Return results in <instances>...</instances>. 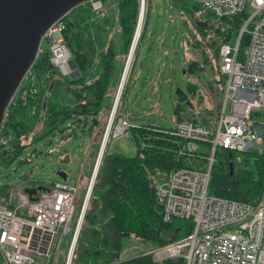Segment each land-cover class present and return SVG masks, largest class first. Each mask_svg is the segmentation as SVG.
<instances>
[{"label":"trees","instance_id":"obj_1","mask_svg":"<svg viewBox=\"0 0 264 264\" xmlns=\"http://www.w3.org/2000/svg\"><path fill=\"white\" fill-rule=\"evenodd\" d=\"M186 1L167 0L169 5L177 8L176 14L181 16L184 23L194 31L193 39L187 36L185 43L189 46V41L194 42L197 35L202 37L210 34V44L213 43L214 47L213 49L207 47L205 43V48L210 51L211 57L218 61L220 45L229 42L232 36H236L242 23L241 17L218 19L213 16L210 19L211 22L204 21L200 8L196 4L189 8ZM116 6V30L119 38L111 40L101 50L95 65H90L87 52L94 44L91 30L98 27L95 20L98 13L80 4L64 16V43L79 75L73 80L69 77L64 79L57 77V73L49 63V49L43 48L33 69L43 71L47 81L56 80L54 91L48 93L49 88L46 86L44 90L40 88L37 94H32L28 83L25 82L22 93L18 92L9 106L4 134L10 136L12 141L7 148L0 147V160L11 161L29 146L34 138L55 136L59 131V125L66 120L80 118L84 120L83 122L90 121V126L94 128L93 121L100 120V113L104 112L103 114L107 116L111 111L116 98V96L113 97L112 92L121 82L141 10L140 0H117ZM153 9L152 0H145V15L140 36L117 107V111L121 114L124 110L123 106L128 103L129 92L138 70L140 52L147 40L149 15L153 13ZM196 22L210 24L203 28L196 26ZM192 45L195 49L198 48V51L200 50L198 41ZM191 59L188 61L187 68H184L186 75H194L196 72H201V69H205L207 65L213 64L210 58ZM214 68L217 72L212 73L209 81V92L216 104L215 111L213 110L211 114L213 122L210 124L198 122V117L202 121L207 117L199 113L197 115L194 108L191 109L176 101L173 110L174 127L164 128L154 123H141L127 128L125 135L136 147L134 156L103 153L77 239L74 264H152L149 255L120 262L119 250L122 237L131 236L147 240L155 244V248L190 233L192 230L190 220L180 218L172 219L170 222L163 220V209L154 195L153 186L157 182H162L170 172L185 167L182 163L184 157L178 156L185 142L173 134L177 124L187 121L213 129L225 85V77L220 73L219 63ZM51 76L54 78H50ZM62 80H64L62 87L67 88L72 94L76 101L75 105H66L57 100L56 90L61 86ZM196 89L197 85L194 82H188L186 84L188 97L190 94L195 96ZM211 90L215 91V94ZM43 102L46 103L45 108H43ZM37 111L38 115H36ZM31 114H33L32 118ZM119 118L117 115L116 121ZM77 125L67 129L70 128L68 130L73 131ZM61 131L58 133H62ZM221 152L223 159L216 163L214 158L211 166L208 195L229 201L254 203L264 186V159L253 153H244L241 158H230L227 152L224 150ZM216 154L217 151L215 156ZM250 159H253L252 168L242 171V163L248 164ZM231 163L232 176L229 172ZM28 181H30L29 186L42 185L40 182H33L31 177H28ZM89 181L85 185L86 189ZM0 204L10 208L15 206L12 187L0 188ZM170 264L179 263L170 262Z\"/></svg>","mask_w":264,"mask_h":264},{"label":"built area","instance_id":"obj_2","mask_svg":"<svg viewBox=\"0 0 264 264\" xmlns=\"http://www.w3.org/2000/svg\"><path fill=\"white\" fill-rule=\"evenodd\" d=\"M194 2L218 19L238 16L242 23L235 41L219 47V70L225 77V85L213 129L183 121L173 132L185 142L178 156L203 157L200 145L211 151L208 169L180 167L153 186L154 195L163 209V220H190L192 230L187 236L155 247L145 255L151 256L152 264H264V186L254 203L208 195L210 171L217 150L232 154L231 158H235L236 153H253L264 159V0ZM144 4L145 0H140L142 11ZM81 6L99 13L104 0H88ZM63 18L47 29L38 50L39 56L43 42H48L49 63L61 79L70 78L74 72L70 63L72 58L64 43ZM32 69L23 82L28 83L32 94H37L39 89L35 86ZM13 101L7 105L0 127V147L3 148L12 141L4 130ZM116 112L110 114L104 134L106 141ZM118 120L115 138L118 131L125 134L129 127L125 116ZM47 188L48 191L38 193L36 202H30L22 189L16 188L12 192L15 206L10 208L0 204L1 264H60L62 244L71 229L79 187L74 183L58 182ZM87 190L88 187L85 195ZM84 199L61 264H74L77 239L89 203L82 212ZM46 234L50 236L49 241ZM34 253L46 261L37 262Z\"/></svg>","mask_w":264,"mask_h":264},{"label":"rangeland","instance_id":"obj_3","mask_svg":"<svg viewBox=\"0 0 264 264\" xmlns=\"http://www.w3.org/2000/svg\"><path fill=\"white\" fill-rule=\"evenodd\" d=\"M113 1L104 0L102 11L95 16L98 27L91 30L94 45L87 52L90 65L97 64L101 50L105 48L110 40L119 38L116 30V8L115 6L114 8L111 7ZM152 3L154 9L153 13L149 15L150 21L148 25L150 27L149 49H145L139 61L141 63L138 65L133 86L129 92L128 103L123 106L124 110L122 114L120 111H117L116 116H125L129 126H137L141 123H154L164 128H172L174 127L173 110L175 102L177 101L175 90L176 88H180L186 92V84L188 82H194L197 85L196 95H189V100L194 108L192 109L197 115L199 113L207 117L203 121L198 117V122L210 124L214 120H212L211 114L213 110L215 111L216 104L209 92V81L212 78V73L217 72L214 67L219 63V59L217 61L211 57L210 51L205 48V43L207 47H211L212 49L214 47L213 43L210 44V34L203 35L202 37L199 35L196 36L194 42L198 41L200 43V50L198 51V48L195 49L192 45L194 42L191 39H193L194 31L189 25L184 23L181 16L176 14L178 11L177 8L169 5L167 0H152ZM186 3L189 8L195 5L194 0H187ZM106 8L107 11L105 10ZM200 11L202 19L211 22L210 19L213 18V14L201 9ZM105 13L107 16L106 21L103 17ZM209 22L206 23L209 25ZM187 36L191 38V41H189V46L187 45L186 48L182 44L185 42V37ZM234 41L235 35L231 37L229 43L232 44ZM42 47L47 49L48 42L44 41ZM191 58H210L213 64L207 65L205 69H201V72H196L194 75H186L184 68H187L189 63L188 59ZM33 70L35 86L39 90L40 88L44 90L48 85L45 74L41 70ZM63 81L60 83L61 86L56 90V98L60 103L75 105L76 101L72 94H70L67 88L62 87ZM24 85L25 82L21 85L19 92H21V88ZM117 89L118 84L114 92H112L113 97L117 95ZM211 91L215 94V91ZM111 111L108 112L107 116L103 114L104 112L100 113L101 117H98L100 120L95 128L90 126V121H86V126L83 129L79 127L81 125L80 123H78L79 125L76 124L75 134L71 137H68L69 131L71 132L68 129L80 118L66 120L59 125L58 129L59 131L62 130L61 132L63 133H58L59 131H57L55 136L48 135L44 138L43 136L34 138L30 142V145L11 159V161H8V159L5 161L0 160V188L6 186L12 187V192L16 188L23 189L28 186L30 182L28 181V177H31L33 182L37 181L45 186L58 183L61 179L56 175L57 170L67 172L66 183H78L79 188L75 213L71 221L70 232L63 240L60 264L64 260L68 241L80 209L81 199H83L86 192L85 183L88 182L90 174L92 176L101 145L103 141L105 142L104 134L109 123L110 114L112 115ZM38 113L37 111L36 115ZM32 117L33 114H31ZM83 121L81 119V122ZM96 121L98 122V120ZM118 123L119 120L116 121L114 119L110 136L105 142L104 152L134 156L136 154V147L130 141L129 137L125 135L126 130L125 134L122 131H118L119 133L116 138L114 136L116 135L115 129ZM67 127L70 128L67 129ZM202 147L204 145H200L199 149L203 157H184L182 160L183 166L203 171L207 170L209 167L208 157L211 156V151ZM66 155L69 156V164H60V160ZM235 156L236 158H241L243 154L236 153ZM222 159L221 150H217L215 156L216 163ZM252 164L253 159H250L248 164L243 162L241 170L246 171L251 169ZM154 245L147 240H141L131 236L122 237L120 241L119 261L126 262L145 255L154 248ZM33 257L37 262L46 261L44 257H40L35 253Z\"/></svg>","mask_w":264,"mask_h":264},{"label":"water","instance_id":"obj_4","mask_svg":"<svg viewBox=\"0 0 264 264\" xmlns=\"http://www.w3.org/2000/svg\"><path fill=\"white\" fill-rule=\"evenodd\" d=\"M86 1L88 0H0V127L2 125L3 113L7 105L14 99L23 84L25 75L38 57V50L44 33L57 19L66 16L73 9ZM140 21L141 17L139 14L138 25ZM138 25L122 73L117 95L113 103L111 111L112 114L115 112L118 105L119 95L124 83L123 81L125 79L128 66L131 64V58L140 36V34L137 35ZM195 25L207 26L208 23L196 22ZM70 63L74 71L70 79L73 80L79 75V71L76 69L73 59H71ZM55 85L56 80L52 79L49 84L48 93L54 91ZM175 96L179 104H185L191 109L193 108L188 95L180 88H176ZM45 106L46 103L43 102V108H45ZM80 121L81 119L73 123L71 126H75ZM93 123L95 126L98 125L96 120H94ZM85 126L86 121L82 122L79 127L83 129ZM103 152L104 143L101 145L95 168L89 181L82 212L85 210L89 201ZM229 157L231 158L232 154H230ZM69 162L70 159L68 155L64 156V158L60 160V164H69ZM229 167V172L232 176V163ZM56 175L61 179V182L67 181V172L57 170ZM22 191L27 195L30 202H36L38 200V193L48 191V188L44 184L35 186L28 185L24 187ZM37 232L40 233L39 231ZM46 239L47 241L50 239V236L47 234ZM42 251L46 253V250Z\"/></svg>","mask_w":264,"mask_h":264},{"label":"crops","instance_id":"obj_5","mask_svg":"<svg viewBox=\"0 0 264 264\" xmlns=\"http://www.w3.org/2000/svg\"><path fill=\"white\" fill-rule=\"evenodd\" d=\"M116 4H117V0H114L113 2H112V8H114V6H115V8H116V12H117V6H116ZM106 11H107V8L105 9ZM106 18H104L105 19V21L107 20V16H106V13H105V15H104ZM103 16V17H104ZM206 23V22H205ZM199 27H203V28H205V27H207V26H199ZM148 37H147V40L145 41V43H144V45H143V48L141 49V52H140V57H139V59H138V62L141 60V58H142V56H143V54H144V51H145V49H149V47H148V45L150 44V40H149V37H150V27L148 28ZM111 41V40H110ZM109 43V42H108ZM108 43L106 44V46L108 45ZM94 45V44H93ZM187 43H185V42H183V44H182V46H184V47H186L187 48ZM105 46V47H106ZM145 59V58H144ZM190 59H188V61H189ZM141 62H139L138 63V65L140 64ZM25 86V85H24ZM23 86V87H24ZM22 87V88H23ZM22 88H21V90H22ZM20 93H22V91L20 92ZM98 123H99V121H98ZM94 128H95V126H94ZM96 164V163H95ZM90 179H91V174H90ZM89 181V180H88ZM59 182H61V181H59ZM74 184H76V185H78V183H74ZM87 183H85V185H86Z\"/></svg>","mask_w":264,"mask_h":264},{"label":"bare ground","instance_id":"obj_6","mask_svg":"<svg viewBox=\"0 0 264 264\" xmlns=\"http://www.w3.org/2000/svg\"><path fill=\"white\" fill-rule=\"evenodd\" d=\"M144 15H145V4H144V6H143V11H142V7H141V10H140L141 21L139 22V25H138L137 35H139L140 32H141V28H142V24H143V20H144ZM131 60H132V58H131ZM35 63H36V61H34V63L32 64V66L30 67V69L33 68V66L35 65ZM129 67H130V65L128 66L127 73H128ZM127 73H126V75H125V79H124V81H123V82H124V83H123V86H124L125 81H126ZM122 90H123V87H122ZM122 90H121L120 95H119L118 103H119V100H120V96H121V94H122ZM18 92H19V91H18ZM18 92H17V94H18ZM17 94H16V95H17ZM16 95H15V97H16ZM117 107H118V105H117ZM117 107H116V110H117ZM116 110H115V112H116ZM3 118H4V113H3ZM2 122H3V119H2ZM104 140H105V142H106V138H104ZM103 143H104V141H103Z\"/></svg>","mask_w":264,"mask_h":264},{"label":"flooded vegetation","instance_id":"obj_7","mask_svg":"<svg viewBox=\"0 0 264 264\" xmlns=\"http://www.w3.org/2000/svg\"><path fill=\"white\" fill-rule=\"evenodd\" d=\"M51 78H54L53 76L51 77ZM50 82H51V80L49 81V83H48V85H47V87L49 88V84H50ZM63 133V132H62ZM75 134V132H74V130L73 131H71L70 132V134L68 135V137H71L72 135H74ZM48 136V135H47ZM45 137V136H44ZM43 137V138H44Z\"/></svg>","mask_w":264,"mask_h":264}]
</instances>
